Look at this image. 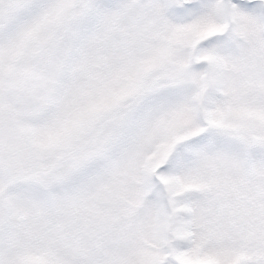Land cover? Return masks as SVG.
<instances>
[{
    "label": "snow or ice",
    "instance_id": "1",
    "mask_svg": "<svg viewBox=\"0 0 264 264\" xmlns=\"http://www.w3.org/2000/svg\"><path fill=\"white\" fill-rule=\"evenodd\" d=\"M0 264H264V0H0Z\"/></svg>",
    "mask_w": 264,
    "mask_h": 264
}]
</instances>
